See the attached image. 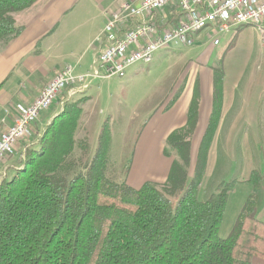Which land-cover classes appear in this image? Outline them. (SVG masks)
<instances>
[{
    "label": "trees",
    "instance_id": "16d2710c",
    "mask_svg": "<svg viewBox=\"0 0 264 264\" xmlns=\"http://www.w3.org/2000/svg\"><path fill=\"white\" fill-rule=\"evenodd\" d=\"M38 1L0 0V40L21 33L14 15ZM221 73L216 71L218 90ZM85 101L68 102L27 149L18 169L0 184V264H254L256 258L264 260V221L254 216L255 194L226 239L218 234L234 182L220 184L205 201L199 199L219 124L217 98L193 175L198 98L191 103L187 124L166 141L165 154L175 157L167 181L139 190L106 177L111 146L106 127L93 157L82 170L72 171L82 163L74 154L84 146L76 133ZM250 182L259 190L263 176L253 171Z\"/></svg>",
    "mask_w": 264,
    "mask_h": 264
},
{
    "label": "crops",
    "instance_id": "0c3cea01",
    "mask_svg": "<svg viewBox=\"0 0 264 264\" xmlns=\"http://www.w3.org/2000/svg\"><path fill=\"white\" fill-rule=\"evenodd\" d=\"M124 2L138 3L139 0H39L31 8L14 15L16 26L22 29L21 33L0 40V136L18 115L13 105H31L57 73L68 67L73 68L77 74L90 71L93 58L99 50L98 37L106 19ZM165 13L162 22L172 23L176 20L175 13ZM244 29L250 30L247 32L249 36L238 37ZM202 35L190 47L196 52L193 55L199 57L196 70L199 88L197 94L194 93L195 97L193 96V100L199 99V114L192 140V171L216 98L220 117L209 150L199 199L205 201L220 184L234 182L226 209L227 212L232 202L234 224L252 194H255L257 203L254 216L257 214L259 218L255 217L264 221V42L258 31L251 26L239 29L233 38L224 36L217 46L211 39L203 42ZM183 48L189 47L169 50ZM224 51L221 60L224 66L223 69L220 68L222 73L219 78L221 88L218 90L216 71L220 69L212 63ZM92 85L87 90L72 92L70 95L64 92L50 109L42 112L32 127V137L17 144L15 154L0 164V173L6 177L11 176L18 169L27 149L36 143L46 127L63 112L68 102L89 99L87 93ZM162 104H158L148 114V118L139 122L141 128H147L151 125V120L162 116L163 113L159 112ZM190 106L191 104L186 106V119L182 118L174 126L157 128L141 150L140 156L157 160L155 164H159V172H162L163 178L168 179L172 164L164 154L166 141L172 132L187 124ZM139 135H135L128 147L134 155L133 166L138 164L135 157L138 156L142 134ZM112 149L113 140L109 158ZM253 171H259L263 176L259 190H254L250 182ZM253 263L264 264V260L256 258Z\"/></svg>",
    "mask_w": 264,
    "mask_h": 264
},
{
    "label": "built area",
    "instance_id": "2783aa9c",
    "mask_svg": "<svg viewBox=\"0 0 264 264\" xmlns=\"http://www.w3.org/2000/svg\"><path fill=\"white\" fill-rule=\"evenodd\" d=\"M171 10V11H170ZM176 15L162 22L165 12ZM255 28L264 42V0H139L124 2L112 11L98 37L99 50L88 73L65 68L47 84L31 105H13L14 122L0 136V164L15 154L17 144L32 137V127L64 92L87 90L94 82L125 78L138 64L150 65L156 53L193 47L206 33L215 46L239 29ZM24 158V157H23ZM6 178L0 173V184Z\"/></svg>",
    "mask_w": 264,
    "mask_h": 264
},
{
    "label": "rangeland",
    "instance_id": "374dc122",
    "mask_svg": "<svg viewBox=\"0 0 264 264\" xmlns=\"http://www.w3.org/2000/svg\"><path fill=\"white\" fill-rule=\"evenodd\" d=\"M248 31L250 30H242L238 37L249 36ZM201 40L206 43L210 37L203 34ZM193 51L192 48H183L177 51L158 52L151 65H135L128 70L125 78L99 80L92 85L87 93L89 99L84 104L83 116L76 134L77 141L84 145L82 147L84 149L80 147L76 149L75 158H81L82 163L77 169L72 170L74 173L82 170L85 163L93 157L99 146V137L106 127L111 132L113 140V149L110 158L108 157L106 169L108 179L118 184L127 183L136 190L147 184L160 185L167 181L166 177H162V172H159V164H155L157 160L153 157L145 159L140 155L150 135L155 133L157 128L164 125L174 126L180 123L182 118L186 119V106L189 107L194 93L197 94L199 88L196 78L199 57L193 55ZM219 52L221 53L222 49ZM224 54L225 51L220 56L217 55L215 62L212 63L215 67L223 69L224 63L221 60ZM158 104H162V110L159 111L163 113L162 116H156L150 121L151 125L141 128L139 122L148 118L151 110ZM136 134L142 136L138 156L135 157L138 164L133 166L134 155L132 149L128 147ZM165 156L173 163L175 159L173 155ZM190 173H193L192 169ZM232 208L231 202L218 234L222 239H226L232 231L235 220ZM255 216L259 218V215Z\"/></svg>",
    "mask_w": 264,
    "mask_h": 264
}]
</instances>
